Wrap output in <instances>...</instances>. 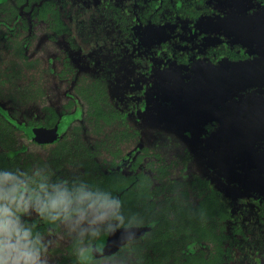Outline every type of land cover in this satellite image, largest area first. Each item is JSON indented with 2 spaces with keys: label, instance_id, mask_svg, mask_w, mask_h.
Masks as SVG:
<instances>
[{
  "label": "flooded vegetation",
  "instance_id": "obj_1",
  "mask_svg": "<svg viewBox=\"0 0 264 264\" xmlns=\"http://www.w3.org/2000/svg\"><path fill=\"white\" fill-rule=\"evenodd\" d=\"M49 1L42 12L40 9L36 11L37 5L40 8L39 3L25 1L20 4L16 0H0V107L7 111L3 113L0 110V114L14 127L9 133L11 137L16 138L20 146H27V149L18 151L19 158L25 163L19 161L15 166L18 169L30 166L33 175L42 171V165L49 164L53 159L51 150L57 143L53 140L60 137L66 141L81 140L84 146L90 148L89 153L84 149L80 151L89 156V170H99L97 162L105 174L113 168L123 174L126 172L124 176L129 180V187L141 186V195L135 197V201L149 200V175L154 179V184H163L168 174L181 183L196 180L206 182L213 188L208 179H213L215 169L212 167L205 172L192 166L195 163L200 168L191 150L192 130L185 129L181 134H176L166 128L165 122L176 111L170 98L168 101L162 100L163 96L169 97L163 92V78L166 71L177 69L188 82L197 60L218 62L223 57L233 60L246 57L242 54L241 45L229 42L223 33L220 35L204 27L206 17L232 8V1ZM33 120L41 124L27 127V123ZM156 122L162 124L154 125ZM63 124L64 128H61ZM215 126V122L210 124L207 128L209 131L203 135L210 134ZM38 128L52 130L55 136L37 140L33 131ZM33 144L43 150H32L30 146ZM46 145L48 148H44ZM27 152L32 156L25 158ZM166 152H169L168 156ZM75 157L58 173L60 178L84 177L80 174L86 171L85 156H81V161ZM253 166L256 171L261 168L260 165ZM1 173L2 190L8 186L16 187V184L8 185L11 179L17 180L19 186L33 180L4 171ZM241 186H244L243 182ZM253 192L254 196L249 198H252L251 201L233 206L229 198H225V201L224 196L219 195V199L225 201V213L228 208L232 212V218H225L221 223L226 227V234L234 220L242 219L244 222L248 218L244 206L251 202L255 206L252 217L264 234L261 229L264 223V193L256 189ZM192 195L190 191L187 199H199ZM129 200L134 202L133 199ZM18 202L16 213L20 216V226L23 227L24 221V226L27 227V224L30 227L33 217L41 212L31 203L26 192L19 195ZM239 208L240 211L237 210ZM46 213L50 214V211ZM110 214L109 211L104 221L94 223L96 214L88 206L86 211L81 210L63 219L60 233L51 226L46 231L40 229L39 232L48 235L47 251L44 249L41 252L42 261L55 263V255L50 252L48 244H53L55 235L60 243L69 245L71 240H75L83 247L85 232L104 227L111 218ZM210 214L220 217L218 213ZM85 220L91 225L86 230L81 227ZM64 225L72 227L64 228ZM131 226L135 225L113 230ZM144 226L148 227L147 233L151 226ZM29 227L28 230H31ZM113 230L98 233L96 241L101 242L98 246V263L130 264L122 247L133 239L120 245H103V239ZM78 234L80 238L73 239ZM261 244L264 250L262 240ZM257 253L259 255H254L255 261L250 264H259L258 258H264L261 251ZM207 256L209 264H217L213 261V243L207 248ZM227 258L223 255L220 264H229L224 261ZM241 262V251H236L230 264Z\"/></svg>",
  "mask_w": 264,
  "mask_h": 264
},
{
  "label": "trees",
  "instance_id": "obj_2",
  "mask_svg": "<svg viewBox=\"0 0 264 264\" xmlns=\"http://www.w3.org/2000/svg\"><path fill=\"white\" fill-rule=\"evenodd\" d=\"M25 1L30 4L39 3L40 8L37 5L36 11L40 9L42 12L50 3L49 0H16L20 4ZM12 10H14V7H12ZM14 14L17 15L18 12L15 11ZM0 110L3 113L7 112L2 107H0ZM50 111L55 115L52 108ZM31 124L36 125L41 124V122L37 120L29 121L27 127ZM166 124H168V121L165 122ZM61 128H64V124L61 125ZM13 130L14 127L11 123L0 114V179L1 172L4 171L14 176L18 175L23 179L32 178L33 180L19 186L17 180L11 179L8 185L16 184V187L8 186L6 190H2L0 187V197H2L0 198V206L11 208L14 213L12 219L20 218L16 213L17 204L10 203V201L13 198L18 201L19 195L24 192L29 196L31 203L38 207V210L43 209L45 205H50L51 200L58 197H62L67 206V212L63 211L62 206L58 213L53 212L49 207L50 214H47L46 210L43 215L40 213L37 217L34 216L30 227L27 224V227H25V222L22 221V229H28V227L31 229L32 236L30 239L33 242L39 237V244L36 247L40 248L41 252L47 249L46 239L48 235H43L39 232L40 229L45 230L51 226L55 232L59 231L62 228L60 222L63 219L81 210L86 211L94 201L106 198L118 202V207L113 205L112 209L109 210L111 218L107 220L108 223L104 224V227L90 229V231L85 232L83 247L75 240H71L69 245L60 243L56 241L57 235H55L53 244L48 243L50 252L55 255L54 264H99L97 256L100 252L98 246L101 242L100 240L96 241L98 233H105L114 228L130 225L151 226V229L143 237L133 239L123 245V254H127L130 264H209L210 259L207 256V248L210 243L214 245L213 261L217 264H220L223 255L228 257L224 261L230 264L236 251H241V264L254 262V255L257 257L259 251L264 256V250L261 246V240L264 243V234L252 217L255 207L253 202L246 203V206H244L245 215L248 218L244 222H242V219L234 220L235 222H233L228 234L225 233L226 227L221 224L225 218H232V212L229 208L226 213L223 209L225 198L231 200V206L238 205L241 202L251 201L252 198H249L254 196L253 191L255 189L231 184L229 190L233 189L231 192L234 193L229 196L228 193L231 192L224 191L218 185V181L210 179V177L208 180L212 182L213 188L206 182L196 180H193L192 183H184L185 181L181 183L176 179H172L168 174L165 176L164 183H159L160 186H158L159 184H154V179L149 175V200L138 202L134 198L141 195V186L139 188H136V185L129 187V180L124 176L126 172L123 174L113 168L109 169L108 174H105L97 162L96 166L99 170H89V156L80 151L84 149L89 153L90 148L84 146V142L81 140H77L78 142L66 141L58 137L53 140V142H57L51 150L53 159L49 164L42 165V171H37L33 175L34 172L30 166L18 169L15 164L22 161L18 156V151L19 149H27V146H20L16 138L11 137L9 133ZM169 136L174 135L169 134ZM191 150L194 156L202 157V154L199 155L201 151L199 144L197 146L191 144ZM27 154L25 158L32 156L31 153L27 152ZM168 154L169 152L165 153L166 156ZM75 155V158L80 161L82 160L81 156H85L86 171L80 174L84 177L73 178V176H69L60 178L58 173L62 171L66 163L73 160ZM22 163L25 162L22 161ZM28 164L30 163L28 162ZM139 176L142 177L141 173ZM164 190H167V192H164ZM190 191L199 199L188 200ZM219 195L224 196L225 201L220 200ZM129 199H133L134 202ZM212 205L213 209L211 208ZM237 210L240 211L241 209ZM210 213H218L220 217L212 216ZM57 214L59 218L52 219ZM261 229L264 230V223ZM80 236L79 234L74 235L73 239L80 238Z\"/></svg>",
  "mask_w": 264,
  "mask_h": 264
},
{
  "label": "rangeland",
  "instance_id": "obj_3",
  "mask_svg": "<svg viewBox=\"0 0 264 264\" xmlns=\"http://www.w3.org/2000/svg\"><path fill=\"white\" fill-rule=\"evenodd\" d=\"M230 1L233 7L206 17L204 27L241 45L246 57H223L218 62L197 60L188 82L177 69L166 71L163 92L169 97L163 96L162 100L170 98L176 111L166 128L176 134L192 130L190 143L199 144L202 154L194 156L200 165L192 163L195 170L208 172L212 165L217 168L220 164L230 183L242 181L264 193V1ZM213 122L215 128L203 135ZM30 148L43 150L34 144ZM253 164L260 165V170H254ZM90 226L85 220L81 227L86 230ZM258 261L264 264V258Z\"/></svg>",
  "mask_w": 264,
  "mask_h": 264
},
{
  "label": "clouds",
  "instance_id": "obj_4",
  "mask_svg": "<svg viewBox=\"0 0 264 264\" xmlns=\"http://www.w3.org/2000/svg\"><path fill=\"white\" fill-rule=\"evenodd\" d=\"M15 190V189H14ZM2 198V197H0ZM10 203L17 204L19 202L13 198ZM113 205L118 207V202L103 199L94 201L89 207L96 214L95 222H102L108 217L109 210ZM63 206V211L67 212V206L62 197L51 200L50 205H45L40 209L41 215L49 207L53 212H57ZM26 208V205H25ZM14 215L10 207L0 206V264H46L41 259V250L36 247L39 244V237L33 242L30 237L32 233L28 229H22L19 218L12 219ZM59 215L53 216L52 219H58ZM84 219L81 214V220ZM47 251V249H45Z\"/></svg>",
  "mask_w": 264,
  "mask_h": 264
},
{
  "label": "water",
  "instance_id": "obj_5",
  "mask_svg": "<svg viewBox=\"0 0 264 264\" xmlns=\"http://www.w3.org/2000/svg\"><path fill=\"white\" fill-rule=\"evenodd\" d=\"M193 77V75H191ZM184 132V131H183ZM205 132V131H204ZM207 132V131H206ZM34 134V138H36L37 140H43V139H47L49 136L53 137L55 136L51 131L46 130L44 128H38L37 130L33 131ZM205 163V162H204ZM210 165L211 163H205ZM219 167L214 168L215 171H213V180L218 181V185L223 188V190H229V188L231 187V184H236L241 185L240 183H230L227 179V174L224 170V168L218 164ZM213 167V165H212ZM211 167V168H212ZM218 176V177H217ZM223 180L226 181L223 183ZM242 182V181H241ZM245 187H251V186H246ZM148 230V227L143 226V227H138V226H131V227H127V228H120V229H116L111 231L110 233L107 234V236L103 239V245L110 247L113 244L114 245H120L126 241H129L131 239L137 238L139 236H142L146 231Z\"/></svg>",
  "mask_w": 264,
  "mask_h": 264
}]
</instances>
